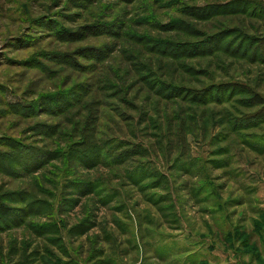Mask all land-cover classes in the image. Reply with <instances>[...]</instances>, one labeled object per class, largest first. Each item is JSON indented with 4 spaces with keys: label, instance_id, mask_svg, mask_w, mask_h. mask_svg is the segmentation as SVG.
Listing matches in <instances>:
<instances>
[{
    "label": "rangeland",
    "instance_id": "1",
    "mask_svg": "<svg viewBox=\"0 0 264 264\" xmlns=\"http://www.w3.org/2000/svg\"><path fill=\"white\" fill-rule=\"evenodd\" d=\"M250 92L264 0H0V264H264Z\"/></svg>",
    "mask_w": 264,
    "mask_h": 264
},
{
    "label": "trees",
    "instance_id": "2",
    "mask_svg": "<svg viewBox=\"0 0 264 264\" xmlns=\"http://www.w3.org/2000/svg\"><path fill=\"white\" fill-rule=\"evenodd\" d=\"M223 11H226V8ZM203 17L207 18L208 16H203ZM221 33H223V32L217 33L215 36H213V38L218 37L219 35H221ZM198 45L199 44L195 45L196 48L194 50H192L191 54H193V55H200L201 54V56H202L203 54L211 53V51H213L211 49H199V47L197 48ZM249 95L251 98L246 99L247 102L252 103L254 105H257V106L264 107V99L261 96H259L258 94H254L252 92H250ZM211 97L212 98H209V99H216L218 103L222 102L224 99L223 96H221L219 94L211 95ZM206 99H208V98H206ZM12 212H13V208L11 206L0 203V221L4 218L10 217Z\"/></svg>",
    "mask_w": 264,
    "mask_h": 264
}]
</instances>
